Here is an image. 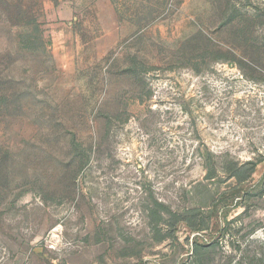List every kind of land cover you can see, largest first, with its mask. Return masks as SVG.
Here are the masks:
<instances>
[{
  "label": "rangeland",
  "instance_id": "374dc122",
  "mask_svg": "<svg viewBox=\"0 0 264 264\" xmlns=\"http://www.w3.org/2000/svg\"><path fill=\"white\" fill-rule=\"evenodd\" d=\"M261 261L264 0H0V264Z\"/></svg>",
  "mask_w": 264,
  "mask_h": 264
},
{
  "label": "trees",
  "instance_id": "16d2710c",
  "mask_svg": "<svg viewBox=\"0 0 264 264\" xmlns=\"http://www.w3.org/2000/svg\"><path fill=\"white\" fill-rule=\"evenodd\" d=\"M84 164V163H83ZM86 164V163H85ZM84 165H82L81 167H83ZM202 249H207V248H204V247H202L201 245H197V247L195 248V252H196V255H198V253H199V251H201ZM201 253V252H200ZM262 263L261 264H263L264 263V261H261Z\"/></svg>",
  "mask_w": 264,
  "mask_h": 264
}]
</instances>
